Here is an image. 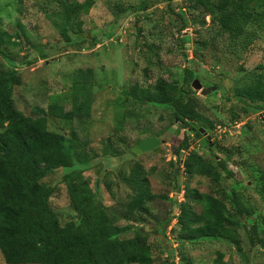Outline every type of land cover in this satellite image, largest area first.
Masks as SVG:
<instances>
[{"label":"rangeland","instance_id":"obj_1","mask_svg":"<svg viewBox=\"0 0 264 264\" xmlns=\"http://www.w3.org/2000/svg\"><path fill=\"white\" fill-rule=\"evenodd\" d=\"M142 1L148 3V8L143 11L138 8L145 3ZM186 5L185 0L170 3L168 0H95L89 13L80 17L84 21V32L79 35L82 37L77 38L71 31V41L66 42L61 33L66 27V20L52 15L62 9L58 0H0V27L6 34L14 35L13 40L19 41L1 49L13 61H18L15 67L18 66L22 82L15 86L14 96L18 107L26 114L35 115L39 108L48 110L55 97H60L67 110L71 109L72 95L69 94L68 98L61 96L70 91L74 69L93 70L90 116L70 122L51 114L47 117L51 130L74 139L76 153L91 165L84 170L85 177L94 188L95 182H99L100 197L112 212L123 209L132 193L123 176L132 165L130 148L146 137L162 139L156 148L135 155L149 172L154 193H167L170 198L182 200L187 183L202 192L210 191L209 178L194 175L188 179L183 165L176 164L175 171L181 174L178 183L182 190L175 192L174 167L170 161L179 158L175 151L180 149L188 128L180 129L183 124L173 121L171 109L161 108L154 102L128 104L124 113L127 115L117 118L116 111L119 112L120 107L114 106V100L129 85L145 80L146 72L149 73L148 81L154 82L158 76H163L183 84L185 69L196 70L198 75L192 79L191 88L197 94L201 110L215 123L211 143L218 156L228 160L236 179L248 178L246 181L250 184V166L264 169V115L261 112L250 113L240 121L231 120V108L239 101L236 81L248 71L263 69L258 67L264 65V31L247 44L240 45L238 42L236 46H230L228 34L215 40L214 31L210 29V16L207 15L204 25L199 17L184 30V34L190 35L185 41L179 31L182 23L180 10L189 17L195 15L184 10ZM25 35L29 36L30 44L24 41ZM206 37L216 41L218 48L212 44H197V40ZM197 45L199 49L196 50ZM225 46L233 49L224 53ZM29 60L32 62L24 64ZM0 61L8 68L14 67L4 55L0 56ZM196 78L201 81V88L193 86ZM205 88L212 89V92L203 94ZM118 119L124 120V126L116 132ZM109 142H112L116 152L109 151ZM190 145L187 151H181L182 158L193 149H199L207 158L213 157L201 139L194 136ZM246 146L251 152L243 150L238 153ZM232 152L233 160L226 156ZM105 180L114 183V193L108 190ZM44 181L57 186L51 201L61 221L74 218L76 213L70 204L63 170L51 172ZM245 191L259 201L260 197L254 190ZM151 205L153 216L144 224V230L150 233L154 264H211L219 251L223 252L224 264H264V251L260 245L249 241L244 227L240 229L244 252L238 251L231 243L210 238L180 245L174 239L170 226L164 239L155 229L170 212L172 215L177 212V205L158 197ZM118 222L123 225L128 223L125 219ZM130 234L132 232L124 236ZM163 243L165 245H161ZM0 264H7L1 248Z\"/></svg>","mask_w":264,"mask_h":264},{"label":"trees","instance_id":"obj_2","mask_svg":"<svg viewBox=\"0 0 264 264\" xmlns=\"http://www.w3.org/2000/svg\"><path fill=\"white\" fill-rule=\"evenodd\" d=\"M58 1L62 9L54 11L52 15L66 20V27L61 33L65 41L70 42L71 31L76 37L84 32V21L80 17L89 13L95 0ZM171 1L168 0L169 3ZM142 2L145 3L138 8L143 11L148 8V3ZM185 2L184 10L195 15L189 17L180 10L182 23L179 31L182 40L186 41L190 36L184 34V30L199 17L204 25L207 15L210 16V29L214 31L215 40L228 34L230 46H236L238 42L240 45L247 44L264 31V0ZM167 6L171 7L169 4ZM13 37L0 27V52L1 47L19 42ZM24 41L31 43L28 35H25ZM197 44H212L218 48L216 41L208 37L197 40ZM198 45L196 50L199 49ZM230 46H225L224 53L232 48ZM2 55L14 65L8 68L0 61V248L7 264H154L150 233L144 230V224L153 216L151 203L157 197L177 205V212L173 215L170 212L155 229L164 239L167 228L171 227L170 231L180 245L210 238L231 243L238 251L244 252L240 232L244 227L249 241L260 245L264 251V169L250 166V184L246 181L248 178L236 179L228 160L218 156L208 137L209 133H214L215 123L201 110L197 94L191 88L192 79L198 75L196 70L185 69L183 84L178 80L169 81L163 76H158L154 82L148 81L149 73L146 72V79L125 88L123 94L114 100V106L120 107L119 112L116 111L117 118L124 115L128 104L154 102L161 108L171 109L173 121L183 124L179 126L180 129L188 128L177 151L179 158L170 161L174 167L172 178L176 180L175 192L182 190L178 183L181 174L175 171L179 164L183 165L188 179L194 175L209 178L210 191L202 192L189 187L187 183L182 200L170 198L167 193H154L149 172L135 155H131L132 165L123 177L132 193L123 209H116V213L110 211L100 197L99 182H95L94 188L85 177L84 170L91 165L76 153L72 142L74 139L51 130L47 117V114H51L70 122L90 116L93 70L74 69L70 91L61 96L68 98L69 94L72 95L71 109L67 110L60 97H55L48 110L39 108L37 114L31 115L18 107L14 96L15 86L22 82L18 66L15 67L18 61H13L3 51L0 53ZM28 62L32 61L24 64ZM261 66L258 67L263 68L261 71L253 69L236 81L239 101L231 108L232 121H240L250 113L261 112L264 115V67ZM123 126V119L116 120L115 131ZM73 135L76 136V132L73 131ZM194 136L201 139L213 157L207 158L199 149H193L182 158L181 151L190 148V139ZM107 146L111 148L109 151L116 150L112 142ZM243 150L251 152L246 146L238 153ZM232 154H226L228 159H232ZM59 169L63 170L70 204L76 213L74 218L65 222L61 221L51 201L56 184L44 181L46 176ZM228 180L230 183H227ZM105 183L108 190L114 193V183L107 180ZM245 189L254 190L260 197L259 201L253 199ZM119 219H125L128 223L120 224ZM128 232L132 234L124 236ZM223 256V252L219 251L211 264H224Z\"/></svg>","mask_w":264,"mask_h":264},{"label":"water","instance_id":"obj_3","mask_svg":"<svg viewBox=\"0 0 264 264\" xmlns=\"http://www.w3.org/2000/svg\"><path fill=\"white\" fill-rule=\"evenodd\" d=\"M193 86L197 87V88H201L202 84L201 81L199 79H195L193 81ZM208 92H212V89H208L205 88L202 93L206 94ZM192 130V129H191ZM201 130L203 132H206V130L204 128H201ZM214 133L208 135L209 138H211L213 136ZM162 142V139L158 138L157 136H151V137H146L141 139L136 146H133L130 148V151L133 155H137L141 152H146V151H150L154 148H156L157 146H159ZM177 153V151H175Z\"/></svg>","mask_w":264,"mask_h":264}]
</instances>
